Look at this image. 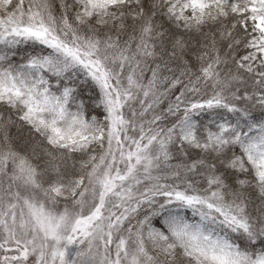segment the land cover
Listing matches in <instances>:
<instances>
[{"label":"snow or ice","instance_id":"1","mask_svg":"<svg viewBox=\"0 0 264 264\" xmlns=\"http://www.w3.org/2000/svg\"><path fill=\"white\" fill-rule=\"evenodd\" d=\"M0 264H264V0H0Z\"/></svg>","mask_w":264,"mask_h":264}]
</instances>
